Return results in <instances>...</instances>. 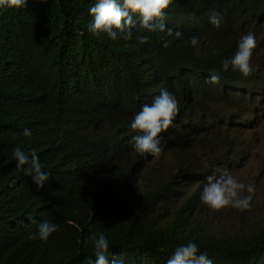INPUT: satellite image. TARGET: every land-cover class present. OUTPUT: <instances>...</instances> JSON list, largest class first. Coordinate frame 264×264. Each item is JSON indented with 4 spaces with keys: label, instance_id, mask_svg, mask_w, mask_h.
I'll list each match as a JSON object with an SVG mask.
<instances>
[{
    "label": "trees",
    "instance_id": "1",
    "mask_svg": "<svg viewBox=\"0 0 264 264\" xmlns=\"http://www.w3.org/2000/svg\"><path fill=\"white\" fill-rule=\"evenodd\" d=\"M96 2L27 0L24 8H0V264H95L93 232L108 239V264H167L189 241L213 264H264V226L226 236L189 226L192 199L170 221L158 212L178 197L182 181L241 156L224 142V151L219 147L215 129L236 115L230 104L239 95L253 105L264 86L254 90L255 65L245 77L231 65L223 71L222 63L242 36L255 33L262 43L264 0H173L165 20L172 36L144 29L134 13L131 39L118 32L116 40L89 31ZM213 13L222 17L219 28L209 20ZM162 90L180 105L160 135L178 153L181 172L162 178L157 167L156 183L142 185L153 155L135 150L131 137L139 133L130 125ZM17 146L35 152L51 173L42 187L17 169ZM205 154L215 162L201 161ZM45 221L58 230L42 241Z\"/></svg>",
    "mask_w": 264,
    "mask_h": 264
},
{
    "label": "clouds",
    "instance_id": "2",
    "mask_svg": "<svg viewBox=\"0 0 264 264\" xmlns=\"http://www.w3.org/2000/svg\"><path fill=\"white\" fill-rule=\"evenodd\" d=\"M26 3L27 0H0V8H24ZM172 3L173 0H97L96 4L89 9L93 21L88 28L93 34L106 33L113 40L118 39V32L124 33L127 38L131 39V29L137 25V21L133 19V14L138 13L141 27L149 32H166L168 36H172L173 30L166 27L165 24L166 11ZM209 20L215 27L221 26L222 17L219 14L213 13ZM181 35L182 33L179 31L175 32L177 38ZM136 39L140 44H145L148 41L147 36L138 35ZM161 39L163 40V37ZM169 43L170 41H165L164 46L167 47ZM198 43L197 37L194 36L190 39L192 46H196ZM261 45L262 43L258 44L255 33L242 36L238 43V51L232 58L223 61L222 70L227 71L231 65L233 69L248 77L254 72L253 65H255L259 68V76L257 77L258 82L254 83V90L261 89L264 86V68L256 61L257 49ZM209 80L214 84L219 83V76L212 75ZM263 93L264 89L261 90L260 97L256 99L253 105H249L239 95L230 104V108L236 115L227 124L218 123L216 126L214 135L219 137V142L230 145L241 156L246 152L247 146L232 138L228 129L233 123H237L234 119L243 118L242 110L252 112L257 108L258 102L263 99ZM179 111L180 105L176 96L166 90H162L160 95L154 97L150 104H143L141 111L135 115L130 125L131 129L139 133L131 137L135 150L141 155H153L150 160L158 165L165 164L164 156L170 155L174 157L177 167L180 166V163L176 161L179 156L178 153L169 146L166 147V144L161 142L160 135L173 126ZM23 134L26 137L32 135L27 128L24 129ZM13 156L17 161V169H24L38 186L42 187L51 175L50 172L42 170L43 165L35 152L29 156L21 147L17 146ZM207 175L200 179L201 183L207 179L203 186L201 200L211 209L218 211L225 207H233L244 211L251 207L252 194L255 191L253 184L242 183L227 169L218 177L209 175L206 178ZM179 180L182 179L179 178ZM245 192L248 195H245ZM57 230V224L47 221L41 222L38 229L39 238L42 241H47L48 237ZM89 239L95 246V264H108L105 254L109 251V242L104 233L93 232ZM114 264H118V262L114 261ZM167 264H213V261L209 259L207 252L200 253L198 245L189 241L175 249L172 257L167 260Z\"/></svg>",
    "mask_w": 264,
    "mask_h": 264
},
{
    "label": "rangeland",
    "instance_id": "3",
    "mask_svg": "<svg viewBox=\"0 0 264 264\" xmlns=\"http://www.w3.org/2000/svg\"><path fill=\"white\" fill-rule=\"evenodd\" d=\"M256 61L264 68V39L261 47L257 49ZM241 113L243 118L234 119L237 123L229 127L228 133L237 142L247 146L246 152L242 156L230 157L226 162L222 160L215 162L214 155L205 154L201 157V161L215 162L206 178L209 175L218 177L227 169L242 183L253 184L255 191L252 194L251 207L244 211L233 207H225L218 211L211 209L201 200L207 179L202 183L200 180L194 183L182 181L179 184L181 191L178 197L165 200L158 207V212H162V217L167 221L172 219L176 207L193 198L188 210L189 226L196 224L206 228L208 232L221 236L234 235L237 232L254 233L264 226V95L254 111L242 110ZM219 147L224 151L221 142ZM163 159L165 164L162 165L151 160L146 161L142 173V185L150 186L156 183L159 177L154 169L157 167L161 169L162 178L181 172L174 157L165 155ZM244 194L248 195L247 192Z\"/></svg>",
    "mask_w": 264,
    "mask_h": 264
}]
</instances>
